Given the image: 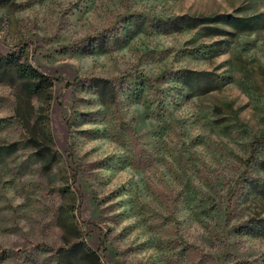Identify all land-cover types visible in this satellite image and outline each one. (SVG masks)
Returning <instances> with one entry per match:
<instances>
[{
	"label": "rangeland",
	"instance_id": "obj_1",
	"mask_svg": "<svg viewBox=\"0 0 264 264\" xmlns=\"http://www.w3.org/2000/svg\"><path fill=\"white\" fill-rule=\"evenodd\" d=\"M0 56V264H264V0H0Z\"/></svg>",
	"mask_w": 264,
	"mask_h": 264
},
{
	"label": "trees",
	"instance_id": "obj_2",
	"mask_svg": "<svg viewBox=\"0 0 264 264\" xmlns=\"http://www.w3.org/2000/svg\"><path fill=\"white\" fill-rule=\"evenodd\" d=\"M4 74H8L11 77L17 75L22 80H30L31 83L25 85L28 92L30 91L31 94L45 92L43 97H45L47 101L52 98V81L29 65L21 63L19 56H0V75L4 76ZM2 150L3 149L0 148L1 154H3ZM12 152L5 151L4 154L10 155Z\"/></svg>",
	"mask_w": 264,
	"mask_h": 264
}]
</instances>
